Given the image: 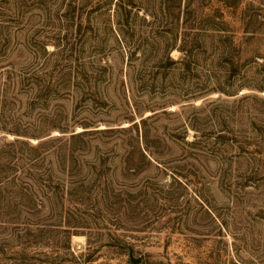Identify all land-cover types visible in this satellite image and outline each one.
Here are the masks:
<instances>
[{"label": "rangeland", "instance_id": "374dc122", "mask_svg": "<svg viewBox=\"0 0 264 264\" xmlns=\"http://www.w3.org/2000/svg\"><path fill=\"white\" fill-rule=\"evenodd\" d=\"M0 264H264V0H0Z\"/></svg>", "mask_w": 264, "mask_h": 264}, {"label": "trees", "instance_id": "16d2710c", "mask_svg": "<svg viewBox=\"0 0 264 264\" xmlns=\"http://www.w3.org/2000/svg\"><path fill=\"white\" fill-rule=\"evenodd\" d=\"M177 50L183 55L182 58L178 59V61L182 64H189L190 62V57L191 55V49L189 47H187L186 45H181L177 48ZM167 60L169 61L170 64H175L176 61L171 60V58L169 56H167Z\"/></svg>", "mask_w": 264, "mask_h": 264}, {"label": "water", "instance_id": "95a60500", "mask_svg": "<svg viewBox=\"0 0 264 264\" xmlns=\"http://www.w3.org/2000/svg\"><path fill=\"white\" fill-rule=\"evenodd\" d=\"M139 261H140V260H138V259H137V260L132 259V262H133V263H139Z\"/></svg>", "mask_w": 264, "mask_h": 264}, {"label": "bare ground", "instance_id": "6f19581e", "mask_svg": "<svg viewBox=\"0 0 264 264\" xmlns=\"http://www.w3.org/2000/svg\"><path fill=\"white\" fill-rule=\"evenodd\" d=\"M78 238H79V237H74L73 239L76 240V239H78Z\"/></svg>", "mask_w": 264, "mask_h": 264}]
</instances>
